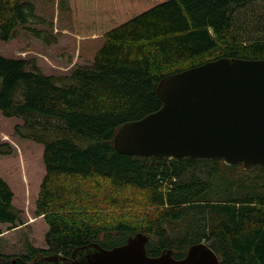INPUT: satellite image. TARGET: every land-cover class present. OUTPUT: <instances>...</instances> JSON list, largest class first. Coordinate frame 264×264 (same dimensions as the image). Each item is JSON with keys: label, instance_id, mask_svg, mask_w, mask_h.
<instances>
[{"label": "trees", "instance_id": "1", "mask_svg": "<svg viewBox=\"0 0 264 264\" xmlns=\"http://www.w3.org/2000/svg\"><path fill=\"white\" fill-rule=\"evenodd\" d=\"M256 1L58 0L75 35L104 37L91 61L47 74L34 58L0 55V112L20 118L15 133L43 147L33 213L47 225L44 247L27 242L24 253H0V264H55L45 257L70 258L90 243L112 248L137 232L148 237V256L170 249L182 258L206 242L219 264H264V166L113 147L123 123L161 106L163 76L220 57L264 58ZM18 29L52 42V20L35 0H0V39ZM12 200L0 175V224L8 229L22 223Z\"/></svg>", "mask_w": 264, "mask_h": 264}, {"label": "water", "instance_id": "2", "mask_svg": "<svg viewBox=\"0 0 264 264\" xmlns=\"http://www.w3.org/2000/svg\"><path fill=\"white\" fill-rule=\"evenodd\" d=\"M161 106L123 123L113 147L150 157H219L243 169L264 166V58L220 57L163 76L156 85ZM148 237L137 232L125 243L103 248L90 243L70 258L46 256L55 264H219L206 242L190 245L182 258L170 249L148 256Z\"/></svg>", "mask_w": 264, "mask_h": 264}, {"label": "rangeland", "instance_id": "3", "mask_svg": "<svg viewBox=\"0 0 264 264\" xmlns=\"http://www.w3.org/2000/svg\"><path fill=\"white\" fill-rule=\"evenodd\" d=\"M37 13L52 20L51 43L43 42L24 29L5 41L0 39V55L6 57L34 58L39 68L47 74H63L73 64L89 62L104 42L99 34L79 36L72 32L70 11L58 5V0H35ZM255 7H264V0H257ZM17 117H6L0 112V145L10 148L9 154L0 153V175L13 191V205L19 210L22 223L14 228L0 224V253H24L26 244L44 247L47 225L41 216H35L34 202L44 175L42 145L22 138L14 131L20 124ZM3 146L2 148H6Z\"/></svg>", "mask_w": 264, "mask_h": 264}, {"label": "crops", "instance_id": "4", "mask_svg": "<svg viewBox=\"0 0 264 264\" xmlns=\"http://www.w3.org/2000/svg\"><path fill=\"white\" fill-rule=\"evenodd\" d=\"M2 230H3V229H2ZM2 233H3V231H2ZM2 233H1V234H2Z\"/></svg>", "mask_w": 264, "mask_h": 264}]
</instances>
